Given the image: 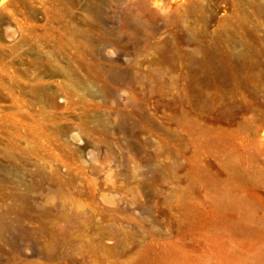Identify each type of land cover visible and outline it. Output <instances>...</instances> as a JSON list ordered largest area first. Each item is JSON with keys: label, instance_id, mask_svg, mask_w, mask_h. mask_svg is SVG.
<instances>
[{"label": "rangeland", "instance_id": "1", "mask_svg": "<svg viewBox=\"0 0 264 264\" xmlns=\"http://www.w3.org/2000/svg\"><path fill=\"white\" fill-rule=\"evenodd\" d=\"M229 193L262 234L192 224ZM169 247L264 264V0H0V264Z\"/></svg>", "mask_w": 264, "mask_h": 264}, {"label": "bare ground", "instance_id": "2", "mask_svg": "<svg viewBox=\"0 0 264 264\" xmlns=\"http://www.w3.org/2000/svg\"><path fill=\"white\" fill-rule=\"evenodd\" d=\"M258 204L259 201L255 196L241 198L236 194L229 193L227 196L217 199L208 216L204 217V219L199 217V220L194 221L192 224L199 223L204 226L213 225L220 228L221 232H227L232 235H259L262 234V229L257 225L248 226V222L252 220L251 213ZM236 212L238 214H235ZM212 244L213 248L230 259V257L225 254L221 241L213 238ZM173 261L179 262L180 264H192L191 260L180 254L175 247L167 248L165 252L160 255L158 264H171Z\"/></svg>", "mask_w": 264, "mask_h": 264}]
</instances>
